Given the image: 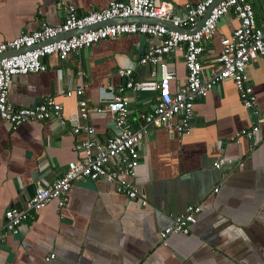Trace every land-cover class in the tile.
<instances>
[{
  "label": "crops",
  "instance_id": "1",
  "mask_svg": "<svg viewBox=\"0 0 264 264\" xmlns=\"http://www.w3.org/2000/svg\"><path fill=\"white\" fill-rule=\"evenodd\" d=\"M109 1L0 0V41L43 22L60 23L64 4H72L80 14ZM169 1L179 16L186 3L199 0ZM252 6L255 18H264V0ZM236 25L233 15L226 14L202 43L203 73L215 63L219 38ZM149 40L140 34L117 35L63 60L50 56L44 71L13 76L7 96L12 105L30 107L52 96L66 121L63 127L51 119L25 121L12 129L0 119V222L7 208L21 207L31 196L37 180L52 181L68 161L77 159L73 146L79 136L70 130L79 120L78 96L66 97L60 89L81 86L90 108L102 106L111 96L107 84L114 90L122 82L116 70L136 63ZM163 59L175 71L170 81L174 91L185 78L180 51ZM150 68L134 64L132 75L145 79ZM245 73L256 96L255 107L264 114V57L247 63ZM120 94L128 100L129 124L139 112L149 110L153 99L147 91L126 89ZM253 115L241 105L232 82L219 81L194 100L186 133L158 127L143 136L133 179L137 198L116 192L110 182L75 180L63 206L50 200L33 219L23 221L16 234L0 240V264H45L48 253L54 254L50 264H264V131L252 140H229L253 124ZM88 122L99 141L115 133L108 113L91 110ZM219 155L233 160L216 169L212 162ZM188 204L200 207L188 232L171 233L166 245H160L158 230Z\"/></svg>",
  "mask_w": 264,
  "mask_h": 264
},
{
  "label": "built area",
  "instance_id": "2",
  "mask_svg": "<svg viewBox=\"0 0 264 264\" xmlns=\"http://www.w3.org/2000/svg\"><path fill=\"white\" fill-rule=\"evenodd\" d=\"M253 1L256 0H199L186 3L179 16L175 15L169 0H110L103 7L80 14L67 3L63 5L64 15L60 23L49 25L43 22L32 31H20L12 38L0 41V55L12 52L0 56V119L15 129L25 121L50 119L63 127L66 117L62 106L52 96H46L30 107L12 105L7 96L13 76L44 71L47 68L45 59L50 56L63 60L102 39L123 34H140L150 39L136 63L131 62L116 70L122 82L114 90L107 84L111 96L102 106L90 108L81 86L73 90L60 89L59 92L66 97L78 96L79 120L70 130L72 135L79 136L73 146L77 159L68 161L52 181L37 180L31 196L21 207L13 206L3 212L0 240L8 234H16L20 224L33 219L50 200H55L58 207L63 206L72 183L78 179L110 182L116 192L129 199L137 198L138 190L133 179L143 136L151 128L158 127L177 135L186 133L193 116L194 100L205 96L219 81L230 80L241 105L246 109L252 107L255 116L252 125L239 129L229 140L235 143L243 137L252 140L261 130L264 131V114L255 107L256 96L245 73L247 63L264 57V18H255ZM207 8L209 11L200 26L192 31L190 27L205 15ZM228 13L233 15L237 25L229 35L219 38L220 50L215 63L203 73L200 62L202 43L211 38L219 20ZM134 18L161 23L136 21ZM163 21L171 27L167 28ZM175 50L180 51L185 78L181 86L171 91L170 81L174 79L175 71L163 56ZM132 64L151 66L148 76L134 78ZM126 89L147 91L153 98L149 110L139 112L132 124L127 121L128 100L120 94ZM91 110L110 115L115 133L106 141H99L88 122ZM232 160V157L219 155L213 160L212 167L220 169ZM140 203L145 205V199L140 198ZM199 211L197 204L186 205L182 213L158 230L159 244L166 245V237L171 233H187ZM53 258V253L45 255V264H50Z\"/></svg>",
  "mask_w": 264,
  "mask_h": 264
},
{
  "label": "water",
  "instance_id": "3",
  "mask_svg": "<svg viewBox=\"0 0 264 264\" xmlns=\"http://www.w3.org/2000/svg\"><path fill=\"white\" fill-rule=\"evenodd\" d=\"M208 11H209V8H207V10H206V12H205V15L203 16V17H201L199 20H198V22L196 23V25L192 28V31L193 30H195V29H197L199 26H200V24H201V22H202V20H203V18L206 16V14L208 13ZM134 20H136V21H154V22H158V23H161V22H159V21H156V20H151V19H140V18H134ZM115 20H113V21H111V22H114ZM162 24H165L166 25V27L168 28V27H171L170 25H169V23H167V22H162ZM174 29L175 30H177V31H183V29H181V28H176V27H174ZM71 34V33H70ZM10 53H12V52H6V53H4V54H1L0 56H3V55H6V54H10ZM249 112H252L253 113V108L251 107V108H249V109H247ZM253 117H254V115H253Z\"/></svg>",
  "mask_w": 264,
  "mask_h": 264
}]
</instances>
